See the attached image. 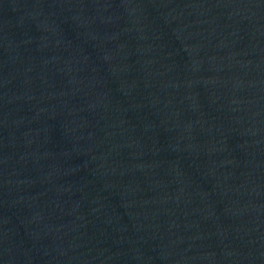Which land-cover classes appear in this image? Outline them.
I'll use <instances>...</instances> for the list:
<instances>
[{"label":"water","instance_id":"95a60500","mask_svg":"<svg viewBox=\"0 0 264 264\" xmlns=\"http://www.w3.org/2000/svg\"><path fill=\"white\" fill-rule=\"evenodd\" d=\"M0 264H264V0H0Z\"/></svg>","mask_w":264,"mask_h":264}]
</instances>
